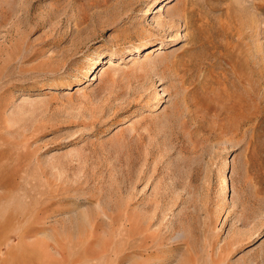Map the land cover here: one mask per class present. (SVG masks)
Segmentation results:
<instances>
[{
    "label": "rangeland",
    "instance_id": "obj_1",
    "mask_svg": "<svg viewBox=\"0 0 264 264\" xmlns=\"http://www.w3.org/2000/svg\"><path fill=\"white\" fill-rule=\"evenodd\" d=\"M0 264H264V0H0Z\"/></svg>",
    "mask_w": 264,
    "mask_h": 264
},
{
    "label": "bare ground",
    "instance_id": "obj_2",
    "mask_svg": "<svg viewBox=\"0 0 264 264\" xmlns=\"http://www.w3.org/2000/svg\"><path fill=\"white\" fill-rule=\"evenodd\" d=\"M180 13V12H179ZM178 16V18H181L182 16L179 14V15H177Z\"/></svg>",
    "mask_w": 264,
    "mask_h": 264
}]
</instances>
